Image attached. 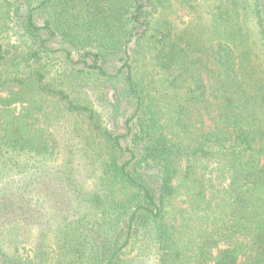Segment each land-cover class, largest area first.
I'll return each mask as SVG.
<instances>
[{
  "label": "trees",
  "instance_id": "1",
  "mask_svg": "<svg viewBox=\"0 0 264 264\" xmlns=\"http://www.w3.org/2000/svg\"><path fill=\"white\" fill-rule=\"evenodd\" d=\"M0 264H264V0H0Z\"/></svg>",
  "mask_w": 264,
  "mask_h": 264
},
{
  "label": "rangeland",
  "instance_id": "2",
  "mask_svg": "<svg viewBox=\"0 0 264 264\" xmlns=\"http://www.w3.org/2000/svg\"><path fill=\"white\" fill-rule=\"evenodd\" d=\"M201 15H198L199 13L197 14H188L186 12V10H179L176 14H173V15H170L169 16V19L174 21L176 23V26L179 28V29H184L187 24H189L190 22H193L194 25L195 24H198L199 21L200 23H207L209 21V18H208V15L202 10L201 12ZM246 30L247 31H250L251 32V39L253 38L255 32H256V29H255V25H254V22L252 19H247V22H246ZM54 47L55 48H60L62 47L61 45H57L56 43L54 44ZM74 57H77V53H73ZM70 93L73 94V98H76V99H85L86 102H89V101H92L93 102V97L90 96V93L87 92L84 96L83 94V85H74L73 86V90H69ZM84 102V104L86 103ZM95 108L97 109V107L95 106ZM101 106L99 107V110L100 112H102L100 109ZM124 108V107H123ZM123 110L121 111V113L118 114L117 116V119L115 120V125H116V128L118 129L119 132L122 131V127H121V121H122V118H121V115L123 114ZM114 121H111V124H113ZM60 162H61V159L60 158H56L55 161L50 165L52 167V169H57L58 166L60 165Z\"/></svg>",
  "mask_w": 264,
  "mask_h": 264
}]
</instances>
